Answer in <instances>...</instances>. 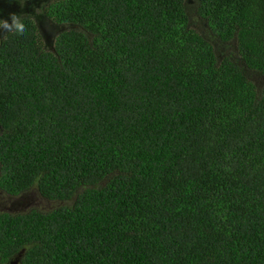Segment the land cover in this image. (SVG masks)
<instances>
[{"label":"trees","instance_id":"obj_1","mask_svg":"<svg viewBox=\"0 0 264 264\" xmlns=\"http://www.w3.org/2000/svg\"><path fill=\"white\" fill-rule=\"evenodd\" d=\"M41 7L53 43L0 31V190L58 205L0 213V264H264V0Z\"/></svg>","mask_w":264,"mask_h":264},{"label":"rangeland","instance_id":"obj_2","mask_svg":"<svg viewBox=\"0 0 264 264\" xmlns=\"http://www.w3.org/2000/svg\"><path fill=\"white\" fill-rule=\"evenodd\" d=\"M46 0H33L25 5L14 0H0V9H2V18L8 19L9 23L12 17L19 18L23 14H31L40 23V30L44 31V35L51 43L54 42V35L57 29L52 27L50 22L42 16L41 4ZM6 31V30H5ZM4 31V32H5ZM58 205L57 203L44 199L37 190H30L18 196H10L0 190V213H25L31 209H40L48 211ZM20 256L17 257L11 264H18Z\"/></svg>","mask_w":264,"mask_h":264},{"label":"clouds","instance_id":"obj_3","mask_svg":"<svg viewBox=\"0 0 264 264\" xmlns=\"http://www.w3.org/2000/svg\"><path fill=\"white\" fill-rule=\"evenodd\" d=\"M13 32L16 35L23 36L27 30L26 25L17 17L13 16L11 23L8 19L0 17V31Z\"/></svg>","mask_w":264,"mask_h":264}]
</instances>
